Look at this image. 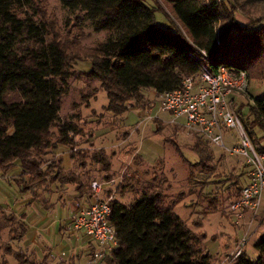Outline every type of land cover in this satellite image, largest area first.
<instances>
[{
	"label": "trees",
	"instance_id": "obj_1",
	"mask_svg": "<svg viewBox=\"0 0 264 264\" xmlns=\"http://www.w3.org/2000/svg\"><path fill=\"white\" fill-rule=\"evenodd\" d=\"M152 1L62 0L72 15H84L78 20L80 31L88 22L95 33L109 34L105 42L86 49L77 37L63 39L55 23L38 20L42 13L36 0H0V171L7 175L19 165L16 182L23 193L37 197L38 190L60 185L86 196L80 175L65 173L62 158L43 169L45 158L61 146L71 149V159L78 157L70 137L78 128L61 118L74 64H91L89 77L107 92L106 110L117 118L129 112V103H144L143 90L160 97L181 89L184 79L197 75L201 50L208 53L213 73L226 66L246 72L250 83H264V0H159L185 34L170 23L159 27L156 15L163 11ZM238 16L248 24L242 25ZM252 98L253 107L248 113L242 107L239 114L264 153V99ZM205 145L200 142L192 151L209 169L214 157ZM98 163L110 171L108 161ZM3 219L16 221L14 216ZM111 224L119 248L102 264H211V256L197 246L198 237L158 191H143L129 206L114 202ZM20 227V234L10 232L15 241L27 233L25 224ZM6 229L0 222V234ZM255 249L257 260L244 254L236 264H264V236ZM14 258L18 264H38L23 252Z\"/></svg>",
	"mask_w": 264,
	"mask_h": 264
},
{
	"label": "rangeland",
	"instance_id": "obj_2",
	"mask_svg": "<svg viewBox=\"0 0 264 264\" xmlns=\"http://www.w3.org/2000/svg\"><path fill=\"white\" fill-rule=\"evenodd\" d=\"M153 1L169 19L167 20L163 12L157 13V25L167 28L170 23L185 34L171 13L170 7L159 0ZM36 3L42 13L37 19L42 18L51 24L55 23L57 32L61 33L63 39L77 37L86 49L107 40L109 35L107 32L95 33L88 22L80 31L81 27L77 26L80 24L78 20H83L84 15H72L64 9L62 0H36ZM30 13L32 14L31 11ZM243 19L238 16V21L242 25L248 24V21ZM261 27L264 28V22ZM81 35L83 36L80 37ZM91 70L92 66L88 62L71 66L72 76L68 81V94L64 99L61 113L63 122H73L78 128L77 135H70L74 142V152L78 157L76 160L71 159L69 156L71 149L61 146L59 150L45 158L44 171L48 169L50 163L56 164L62 158L65 173L74 172L80 175L87 198L91 197L90 186L93 181L116 180V186H109L106 196L115 193L114 202L127 206L141 198L145 190L158 191L166 207L173 208L175 214L185 221L187 227L198 237L197 246L204 254L211 256V264H236L238 260L233 262L232 254L246 227L245 224H242V227L234 224L229 207L239 197L241 188L246 183L249 172L247 165L240 158L231 157L208 146L214 161L209 164V169H205L192 151L200 142L205 145L204 142L195 134L169 125L170 116L160 112L161 98L152 92L153 90L142 92L144 103H129V112L124 117L117 118L108 113L106 110L109 105L108 94L101 89L98 81L89 77ZM250 94L255 99H264V83L252 81ZM252 97L250 95L245 97L246 104L243 106L245 113L254 105ZM242 100L244 98H238L237 102ZM237 108L240 110V106ZM149 115L154 119L142 124L143 117ZM53 132L57 133V129H53ZM100 159L109 162L110 171H105L104 166L98 163ZM68 187L71 190L67 192L61 191L60 185H48L45 189L38 190L36 194L41 196L39 202L43 208L40 210L37 204H26L15 213L14 222H5L3 216H13L10 214L14 212L8 205L0 204V222L7 226L0 234V264H18L14 255L22 252L38 264L90 262L93 251L87 254L75 252L77 235L65 234L70 233V220H67L70 217V209L69 205H63V201L67 200L72 194V189H75L73 186ZM22 194L24 196L26 193L21 191L17 183L0 182L1 202H18ZM28 194L26 195L31 198L32 193ZM49 203L53 208H50ZM25 212L33 221L40 222L45 219V226L52 229V235L45 239V244L55 254L52 257L51 253H48V256L42 253L38 259L36 254L25 251L20 241L13 240L14 235H10L11 230H15L16 234L21 233L20 224L26 225L23 221ZM246 219H250L249 215ZM64 223L63 233L60 232V226ZM262 236L264 199L261 214L253 226L252 237L243 252L247 259L252 261L258 259L255 245ZM9 246L12 252H8ZM63 252L66 253L64 257ZM43 256L47 257L45 261L42 259Z\"/></svg>",
	"mask_w": 264,
	"mask_h": 264
},
{
	"label": "built area",
	"instance_id": "obj_3",
	"mask_svg": "<svg viewBox=\"0 0 264 264\" xmlns=\"http://www.w3.org/2000/svg\"><path fill=\"white\" fill-rule=\"evenodd\" d=\"M199 53L197 75L184 79L181 89L160 96V112L170 116L172 127L199 136L210 148L240 158L247 165L246 184L229 207L234 224L239 227L245 224L246 227L232 254L233 262H236L243 255L263 208L264 153L254 145L239 108L236 109L245 106V97L250 95L248 74L226 66H220L213 73L207 65L208 53L204 50ZM241 97L244 100L237 102ZM153 119L150 115L143 117L142 124ZM116 182L93 181L90 203L71 217L70 233L81 234L95 245L88 264H102L119 248L117 233L111 224L116 194L106 196L109 186H116Z\"/></svg>",
	"mask_w": 264,
	"mask_h": 264
},
{
	"label": "crops",
	"instance_id": "obj_4",
	"mask_svg": "<svg viewBox=\"0 0 264 264\" xmlns=\"http://www.w3.org/2000/svg\"><path fill=\"white\" fill-rule=\"evenodd\" d=\"M243 20H245V19H243ZM152 92H154V91H152ZM138 113L140 114V112H138ZM73 162L74 161L72 160V163ZM19 175H20V167H19V165H16L15 168L13 170H11L7 175H4L0 171V182H2V184H4V183L11 184V183H14V182L17 183L16 180H17V176H19ZM69 189H70L69 187H65L63 189H61V187H60V190L63 191V192H67V190H69ZM30 194L31 193H29L28 195H30ZM25 196H27V195L25 194L23 196V194H22L18 198V200H19L18 202H11V203L10 202L9 203L1 202V199H0V204L8 205V207L10 209H12L13 212H14L12 214H10V213L9 214L13 215V216H16L15 213H17L18 209H22L23 206L26 205V204H28V205L29 204H33V205L37 204L36 206L40 210L43 208V207H41L40 202H39L40 201L39 197H41L40 195L35 197L33 194H31L30 195L31 198L29 196H27V197H25ZM65 197H67V196L65 195ZM90 200H91L90 197L87 198V196H80L77 193L76 189H72V194L69 195V197H67V200L63 201V205H65V206L69 205V209H70V217L67 220L71 221L72 215L75 212H77L78 210L83 209L84 207L88 206V204L90 203ZM48 205L50 206V208H53V206H51L52 205L51 203H49ZM23 219H24L23 221L26 223V226H27L28 230H27V233H26L25 237L20 241L21 247L25 251L27 250L28 252H30V254H36V256H38V259L41 258L42 253H44V255L46 253L47 256H48V253L49 254L51 253L50 254L51 257L53 255H55L53 253L52 249L45 244V239L47 238V236L50 237V235H52V229L47 227V226H45L46 225L45 219H43V221H40V222L33 221V220L29 219V217H28L26 212L23 215ZM67 220H65V222ZM63 226H65V223L60 226V232L64 233V227ZM65 234L67 236L76 235V234H70V233L69 234L65 233ZM75 238H76L75 252H78L80 254L81 253H86L87 254L89 251H94L95 245L89 239H87V238H85V237H83L81 235H77V236H75ZM63 253H65V252H63ZM43 258H44V256L42 257V259ZM46 259H47V257L44 258V261Z\"/></svg>",
	"mask_w": 264,
	"mask_h": 264
}]
</instances>
